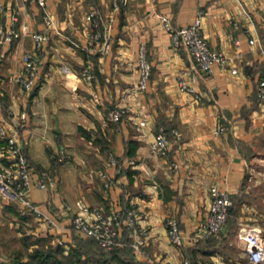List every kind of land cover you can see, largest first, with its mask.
Instances as JSON below:
<instances>
[{"label":"crops","instance_id":"crops-1","mask_svg":"<svg viewBox=\"0 0 264 264\" xmlns=\"http://www.w3.org/2000/svg\"><path fill=\"white\" fill-rule=\"evenodd\" d=\"M45 9L54 19L49 27ZM92 9L103 25L112 18L113 44L107 53L88 49L86 14ZM202 10L210 44L229 57L227 67L212 74L190 69L188 51L174 46L163 20L167 16L177 29L194 22ZM1 23L21 35L0 44V118L10 130L18 129L36 168L57 166L56 186L34 184L29 197L58 221L50 233L64 251L78 245L77 238L87 237L72 225L82 198L107 212L136 209L149 254H139L127 243L113 257L117 264H179L186 256L194 264H255L244 255L246 241L239 227L264 223L258 203L264 199V99L258 95L264 79V0H126L117 10L112 0H47L46 8L37 2L0 0ZM31 30H47L50 38L39 81L27 92L14 74L23 68L22 54L34 47ZM141 42L147 45L151 75L147 88L137 90ZM87 63L96 75L91 80L81 74ZM183 73L194 91L180 88ZM116 105L127 108L119 122L110 117ZM21 111L27 112L23 126ZM144 111L151 115L150 124L139 128L136 121ZM218 121L228 125L222 133L214 132ZM164 124L173 143L169 154L160 156L152 141ZM61 149L67 153L63 162L57 157ZM110 152L121 162L129 157L135 163L126 165L107 188L97 171L108 164ZM214 184L229 190L233 200L242 199L235 227L239 237H232L229 223L221 239L196 235L206 222ZM169 215L188 237L182 245L169 237ZM261 215L263 222L257 217ZM124 237L131 240L127 226Z\"/></svg>","mask_w":264,"mask_h":264},{"label":"built area","instance_id":"built-area-1","mask_svg":"<svg viewBox=\"0 0 264 264\" xmlns=\"http://www.w3.org/2000/svg\"><path fill=\"white\" fill-rule=\"evenodd\" d=\"M25 3L37 2L46 8L47 0H22ZM126 0H112L114 10L119 9ZM203 10L196 17L195 21L174 29L167 16L163 20L167 29L172 31L173 44L177 48H184L188 51L191 59V70L198 69L204 73L212 74L218 68H226L229 63L227 54L218 48L213 47L203 31L202 14ZM18 19L17 13L13 16ZM86 18L91 28V44L88 49L107 53L113 44L112 36V18L105 24L98 11L92 9L86 14ZM45 22L47 27L54 25V19L45 9ZM24 29L29 31L26 24ZM34 40V47L26 50L22 54L23 68L14 74V81L27 91H32L37 85L40 77V70L45 63L46 47L45 43L50 38L47 30H31ZM21 32L16 27H7L0 24V44L12 42L19 37ZM237 44L240 39H236ZM250 42H255L254 38ZM137 62L139 68L137 90H144L148 86L151 75V62L148 57L147 45L141 42L137 49ZM233 72H237V67H232ZM188 72V71H184ZM81 74L87 79L95 78L93 65L87 63L82 69ZM179 86L183 90L194 91V86L188 83L184 73L179 77ZM258 95L264 99V79H260L258 84ZM11 110L10 106H6ZM127 109L123 105H117L111 109L110 114L113 120L119 121L126 114ZM21 125H25L27 112L21 111ZM150 113L144 111L136 121L139 128L150 124ZM228 125L223 121H218L214 125L215 133H222ZM0 198L4 201H15L21 208L29 210L39 218H42L52 227H57L58 221L49 214L42 205L30 199L29 194L34 184L43 189H52L56 186L57 174L52 168H36L24 150L18 129L10 130L6 122L0 118ZM172 138L163 125L156 128L152 147L160 156H167L172 147ZM62 158L65 151L61 149ZM135 161L132 158H126L120 161L116 154L111 153L108 164L99 168L98 174L102 178L105 187H112L116 183V175L122 173L126 165H132ZM172 167L177 169L178 162L173 161ZM211 203L207 211L206 222L196 233L198 237H216L221 239L224 234L230 216V208L234 203L232 194L229 190L221 188L218 184L210 186ZM79 209L72 218L73 228L85 236L96 238L100 245L108 250L129 243L133 249L143 255H148L146 248V235L142 231L138 214L133 206L117 208L107 212L104 208L96 205H90L84 200L77 201ZM166 225L169 237L176 244H184L188 238L182 231L179 221L176 217L169 215L166 218ZM125 226L129 228L130 241L124 237ZM239 235L246 241L247 255L251 262L264 264V223L260 226L242 224L239 227ZM163 264H172L165 262ZM179 264H194L189 256L183 258Z\"/></svg>","mask_w":264,"mask_h":264},{"label":"rangeland","instance_id":"rangeland-1","mask_svg":"<svg viewBox=\"0 0 264 264\" xmlns=\"http://www.w3.org/2000/svg\"><path fill=\"white\" fill-rule=\"evenodd\" d=\"M123 117L121 118V120L123 119ZM113 121L119 122L120 120ZM59 151L60 150H58L57 153L58 161L63 162L67 158V153L65 152V156L64 158H62ZM111 153L113 152L108 153V160ZM43 168H52L55 170L57 166L55 164L48 167H42V169ZM7 203H15L16 205H18V203L13 200L4 201L3 198H0V264H12L17 258H29L31 253H36L40 251L38 249L41 248L46 250L52 249L58 256V258L67 261V264H75V262H77L78 264H99L98 260H100L101 257H108L112 262L111 264H117V262L111 256L113 249L108 250L103 248L102 246L100 247L97 244H92V246L88 247V249L91 250L90 252H83L86 257L81 256L78 259L79 254L77 250H80L79 244L71 248L66 247V250L64 251V247L61 244H57L58 239L54 236V234L50 233L51 229H53L54 227L50 226L48 223L47 225L45 223V220L39 218L29 210L24 211V209L19 206H13V204L9 205ZM258 203L259 208L264 211V199H262ZM232 206L233 207H231L228 223L234 228L232 229V237H239L237 235V230H235L236 215L239 212V208L237 204L234 205V203ZM242 214L247 216H255V212L251 213L246 211V213ZM257 217H259L258 219H260V222H263V215ZM244 255L247 257V254ZM72 259H74V263L71 261Z\"/></svg>","mask_w":264,"mask_h":264},{"label":"trees","instance_id":"trees-1","mask_svg":"<svg viewBox=\"0 0 264 264\" xmlns=\"http://www.w3.org/2000/svg\"><path fill=\"white\" fill-rule=\"evenodd\" d=\"M166 130L168 131V133L170 134L171 129L164 124L163 125ZM242 199L240 198H236L234 199V205H236L237 203H239V201H241ZM236 202V204H235ZM233 207V206H231ZM231 211V208H230ZM78 240V244L80 246V250L78 251L79 257L78 259L83 255V252H90L91 250L88 249V247L92 246V244H97L101 247L99 241L92 237V236H87L85 238H77ZM124 246V245H123ZM128 248H130L128 246ZM120 249H122V246H118L116 248H114L112 251L111 256L114 257L119 251ZM40 251L36 252V253H31L30 257L26 260L21 259V258H17L16 260H14V262L12 264H67V261L63 260V259H59L58 256L55 254V252L51 249V250H46V249H38ZM77 259V261H78ZM72 262L74 261V259L71 260ZM74 263V262H73ZM99 264H111V260L110 258L106 257L103 258L101 257L100 260H98ZM75 264H78L77 262H75ZM93 264V263H92Z\"/></svg>","mask_w":264,"mask_h":264}]
</instances>
